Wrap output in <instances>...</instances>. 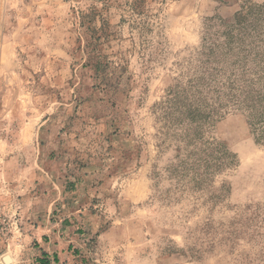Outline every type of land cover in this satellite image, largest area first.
Returning <instances> with one entry per match:
<instances>
[{
    "label": "rangeland",
    "instance_id": "374dc122",
    "mask_svg": "<svg viewBox=\"0 0 264 264\" xmlns=\"http://www.w3.org/2000/svg\"><path fill=\"white\" fill-rule=\"evenodd\" d=\"M264 264V0H0V264Z\"/></svg>",
    "mask_w": 264,
    "mask_h": 264
},
{
    "label": "trees",
    "instance_id": "16d2710c",
    "mask_svg": "<svg viewBox=\"0 0 264 264\" xmlns=\"http://www.w3.org/2000/svg\"><path fill=\"white\" fill-rule=\"evenodd\" d=\"M45 258H43L44 260H42V263H44V264H48V260H45V259H47V256H44Z\"/></svg>",
    "mask_w": 264,
    "mask_h": 264
}]
</instances>
